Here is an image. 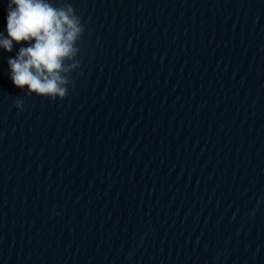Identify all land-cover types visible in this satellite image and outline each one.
Listing matches in <instances>:
<instances>
[{
	"label": "water",
	"instance_id": "obj_1",
	"mask_svg": "<svg viewBox=\"0 0 264 264\" xmlns=\"http://www.w3.org/2000/svg\"><path fill=\"white\" fill-rule=\"evenodd\" d=\"M49 2L80 67L53 102L0 49V264H264V0Z\"/></svg>",
	"mask_w": 264,
	"mask_h": 264
},
{
	"label": "clouds",
	"instance_id": "obj_2",
	"mask_svg": "<svg viewBox=\"0 0 264 264\" xmlns=\"http://www.w3.org/2000/svg\"><path fill=\"white\" fill-rule=\"evenodd\" d=\"M84 31L70 3L9 0L7 36L0 33V49L11 54L20 45L8 60L14 85L28 96L67 99L71 74L80 67L78 44ZM16 107L23 110L24 102L19 100Z\"/></svg>",
	"mask_w": 264,
	"mask_h": 264
}]
</instances>
